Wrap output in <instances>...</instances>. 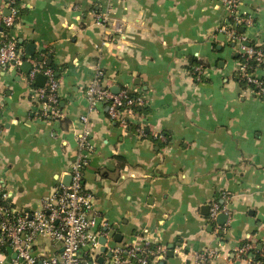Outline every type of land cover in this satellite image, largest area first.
I'll return each mask as SVG.
<instances>
[{"label": "crops", "instance_id": "0c3cea01", "mask_svg": "<svg viewBox=\"0 0 264 264\" xmlns=\"http://www.w3.org/2000/svg\"><path fill=\"white\" fill-rule=\"evenodd\" d=\"M237 2L252 20L237 35L264 48V0ZM16 6L9 35L25 55L40 54L59 69L61 116L40 117L44 100L34 92L40 86L20 66L0 73V191L8 204L41 210L69 175L84 129L80 117L87 115L92 150L83 184L98 241L145 240L164 250L152 264H249L237 249L246 234L264 241V97L239 82L242 42L218 39L230 20L222 1L16 0ZM0 12H9L6 0ZM28 43L33 55L26 54ZM98 70L101 86L142 93L146 105L123 112L121 122L108 118L104 104L90 110L85 89ZM256 74L264 80V67ZM214 201L229 209L223 225L208 220L204 206ZM36 243L40 253L60 249L45 237ZM100 247L94 264H109ZM202 252L209 257L199 263ZM80 255L89 258V247Z\"/></svg>", "mask_w": 264, "mask_h": 264}, {"label": "built area", "instance_id": "2783aa9c", "mask_svg": "<svg viewBox=\"0 0 264 264\" xmlns=\"http://www.w3.org/2000/svg\"><path fill=\"white\" fill-rule=\"evenodd\" d=\"M221 1L230 16L229 22L221 31L227 37L242 42L238 62L239 77L255 95L264 97V80L256 74V70L264 67V48L256 41L247 44L243 35H237L238 27L250 25L252 20L242 16L237 0ZM6 7L8 14L0 12V73L18 68L24 61L29 62V81L33 82L37 74L46 78L43 86L34 89L38 98L44 100L38 113L43 119H57L61 113L56 73L44 60L31 58L17 47L9 35L19 13L16 0H6ZM98 19L101 22L102 19ZM198 71L200 73V69ZM100 76L101 71L98 70L94 82L85 89L90 110L98 104H104L108 118L113 122H121L123 112L136 114V108L146 105L147 99L142 93L131 92L126 88L114 93L110 88L101 86ZM199 76L201 74H198V79ZM1 107L0 101V110ZM80 119L84 123V129L77 137L78 154L69 172L70 182L68 185L60 184L45 197L41 210H17L8 204V193L0 191V264H94V250L99 246L98 222L96 215L91 212L92 195L83 184V168L92 145L89 141L88 117L82 115ZM221 213L229 217L227 206L214 201L209 207L208 220L215 221ZM39 237H45L51 244L59 245V251L52 254L38 252L36 242ZM86 246L89 247V258L80 255L81 249ZM106 247L111 254L107 259L109 264H152L164 255L162 248L151 246L145 240L140 244L133 242L128 246ZM237 253L249 264H264V241L257 243L250 234H246ZM208 257L209 254L205 252L197 254L199 263L206 262Z\"/></svg>", "mask_w": 264, "mask_h": 264}, {"label": "water", "instance_id": "95a60500", "mask_svg": "<svg viewBox=\"0 0 264 264\" xmlns=\"http://www.w3.org/2000/svg\"><path fill=\"white\" fill-rule=\"evenodd\" d=\"M9 12H6V14H8ZM244 30V28L243 27H241L240 28V31H243ZM218 39L219 40H223L224 39V33H221L220 35H219V37H218ZM234 45V43H231V46H233ZM34 48H35V46H34V44H32V43H28L27 44V46H26V54H29V55H33L34 54ZM219 49H220V47H218ZM235 55H237V53H235ZM50 61H48L47 62V64L48 65H50ZM20 68H21V70H22V72H24V73H28L29 72V70L31 69V64L29 63V62H27V61H24V62H22L21 64H20ZM45 80H46V78H45V76L44 75H42V74H37L36 75V77H35V79H34V84L36 85V86H43L44 85V83H45ZM111 90L114 92V93H118L119 92V87L117 86V87H113V88H111ZM69 182H70V175H66L64 178H63V183L65 184V185H68L69 184ZM205 207V209L207 210V212H208V209H209V206H204ZM227 219H228V215H226V214H219L217 217H216V222L219 224V225H223L226 221H227ZM114 228H116V226L114 227ZM104 230L106 231L107 230V228H104ZM118 235H119V237H118ZM120 234H116L114 237H113V240L114 241H120ZM107 242V238H106V236H101V239H99V244L101 245V247H100V251H102V252H106L107 251V247L105 246V243ZM169 248H171V246L169 247ZM106 255L109 257L111 254H110V252L108 251V252H106ZM169 255H171V251L169 252ZM13 256H15L14 254H13ZM102 259V258H101Z\"/></svg>", "mask_w": 264, "mask_h": 264}, {"label": "trees", "instance_id": "16d2710c", "mask_svg": "<svg viewBox=\"0 0 264 264\" xmlns=\"http://www.w3.org/2000/svg\"><path fill=\"white\" fill-rule=\"evenodd\" d=\"M16 45H17V47H19V44L18 43H16ZM40 54H35V55H33L32 56V58H40ZM49 57H51V55H49ZM49 67H51V68H53L54 69V71H55V73H56V77H58V74H59V69L57 68V67H55L54 65H53V63H51L50 65H48ZM239 82H240V84L243 86V87H246L247 86V84L241 79V78H239ZM58 106H59V104H58ZM60 107V106H59ZM138 111L139 110H141L140 108H136ZM256 250H258V248L256 247Z\"/></svg>", "mask_w": 264, "mask_h": 264}]
</instances>
